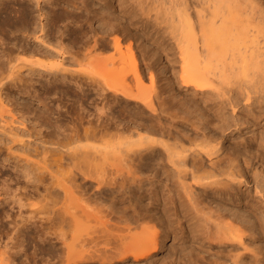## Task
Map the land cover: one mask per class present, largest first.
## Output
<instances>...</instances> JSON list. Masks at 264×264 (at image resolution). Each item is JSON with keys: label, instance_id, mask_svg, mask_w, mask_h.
<instances>
[{"label": "rangeland", "instance_id": "rangeland-1", "mask_svg": "<svg viewBox=\"0 0 264 264\" xmlns=\"http://www.w3.org/2000/svg\"><path fill=\"white\" fill-rule=\"evenodd\" d=\"M73 1L75 7L81 5V2L85 3L87 10L90 12V16L93 15L91 11H95L93 17L104 16V21L110 19L115 27L121 29L120 32H116L117 35L115 33L114 35L120 40V48L122 49L121 51L124 52L123 54H126L125 52L128 47L132 49L134 61L138 73L141 76L140 91H138V93L142 96H146V100L150 99L154 92L157 91L162 93L165 107L178 105L181 109L184 108V110L185 107H190V110H195L196 108L193 112L191 110L190 113L185 112L182 114L185 118L172 119L169 117V114L161 113V119L159 120L156 116V112H151L141 101L133 97L121 93L116 94V98L112 97V95V98L107 95V99L112 101L113 105H115V109L123 112V116H121L129 128L125 131H120L119 137L115 138V141H117L116 146L125 147L123 141L135 139L138 130L143 132L141 134L159 139L160 136L158 134L140 130V127L144 125L149 126V128H151V126L155 128L163 127V130H166L165 132H171L173 136L176 135L178 138H183V144L187 147H194L192 146L193 144L190 145L187 140L188 138L197 136L198 141H200V137H202L201 133H207L213 136V139L211 138L210 142H208L204 148L213 149L214 153L211 155L203 154V161L207 164L209 158L212 160L226 158L230 152L231 154L233 153L232 160L238 163L244 172L245 181L242 180V182H237L233 180L229 182L228 186L230 187L232 195L224 200L218 198L216 195L205 196L199 189L201 187L200 185L190 182L195 194L198 192L201 193L198 197L197 206L201 213L198 214L197 217L198 229L197 231H191L192 233L187 232L184 228L180 233L176 228L172 229L171 235L164 240L163 248L153 257V260L171 256L170 259L173 264L181 262L182 259L179 257L178 253L175 255L173 252L175 250L174 248L180 247L179 242H181L180 236L182 235L183 245L181 247L191 251L192 264H227L229 263V253H240L245 264H264V68H262L264 64L261 65L262 62L260 61L261 64L259 65H261V67L254 66L255 68L252 69L251 67H247L245 72L240 71V73L237 72V70L235 72L233 71L234 74L232 71V74L230 71V74L226 71L225 75L221 76V79L205 73L206 70L202 67H199L202 69H200L199 72L197 71L198 75H195L197 74L195 71L197 64L195 65L191 59V64L189 63L186 69L182 71L177 52H174V49L167 50L165 53L155 52L154 45H159V43L155 44L145 36L144 25L138 22V15L130 17L123 12L124 10L131 9L130 7L133 6L134 2H140V4L143 5L144 3L153 2V0H109L111 4L110 9L102 6L103 1L99 0ZM157 1L159 0H155L154 2L156 3ZM165 1L167 2L169 0ZM185 4L189 6L188 10L192 13L191 15L195 21L200 20L202 15L206 12L203 9L205 5L202 0H185ZM261 4L264 6V0H261ZM73 7H71V9ZM68 8L70 9V6H68ZM32 15L31 18L38 22L39 17L35 6L33 7ZM82 15L84 16L85 14ZM1 20L2 19H0V21ZM255 20L258 21L257 23L259 24V20ZM2 25L1 21L0 264H6L8 260H5L6 255L4 257V253H9L8 250L10 249L13 250L14 247H16V243L14 244V242L18 240L17 244H19L20 241L17 238V234H15L17 240L13 236L14 233H12V230L14 227L24 230L23 240L25 237L26 239L21 246L22 253L24 250V253L26 252L28 254L34 251V249H36L37 251L35 250V252L38 253L39 249L37 244H35L38 242L37 234L42 235L41 231L46 232V229L49 231H47L46 234L43 232V235L47 237L46 239L49 238L48 242L51 244L55 243V246L60 252L65 248L62 246L61 240L57 238L59 233L60 235L62 234L65 242L69 244L71 248L74 246L72 248L73 250L79 248V241L82 238L81 233L84 234L85 232L80 231L87 227L86 224H84L87 220L85 215L81 212L65 213V210L68 208V211H74V206L76 204H82L83 201L81 200H83L82 198H85V196H81L79 190L72 187L71 195H67L66 197V195L61 192L57 200L54 198V200H56L54 201L53 197H51L48 192L52 189H58L59 186H57V184L60 180H55L59 181L56 184L54 178L51 180L49 174L44 173L45 178H42V182L27 181L23 172L31 170V172L34 173L37 170L30 167L22 169L21 167L24 162H19V160L26 157L29 158L32 163L33 161L34 163L40 162L43 147H48L49 151L46 152V156L51 158L56 157L60 151H72V148L76 145L83 147L97 146V144H99L98 142L86 139L82 136V128L87 126V122H85L87 118H94L99 112L96 110L101 98L97 93L99 86L98 81L101 82L105 80V82L109 84H117L120 81L121 68L125 65L121 62V59L119 60L117 54L113 55L116 59L110 57V52H101L98 54L96 52L94 54L92 53L93 55H84L82 51L62 54L58 51L59 46L57 42H61L62 45L70 43L65 40L66 37L65 39L64 36L59 37V33L54 31V35L52 34L51 37L48 38L43 37L42 32H37L36 35H39V38L34 39V37L22 36L18 34V32L14 33L15 36L14 34L3 35L4 25ZM94 25H96V23H94ZM261 26V24L258 26L263 30V33H261L262 35L258 34L259 43L262 40L259 39L260 35L261 38L264 35V27ZM53 27L54 26L51 27L52 30ZM9 28L13 30L12 25L9 26ZM261 42H263L261 43L263 45L264 41ZM259 43L257 46L264 48V45L261 47ZM22 46L33 48L35 51L33 53L20 52ZM139 48L144 49L146 54L145 52H140ZM259 51L260 53L262 51V54L264 53V50L259 49ZM95 54L98 56L95 57ZM158 55L161 56L159 57ZM125 57L128 58V53ZM126 58V66L124 68H126L128 64ZM262 58H257L256 60ZM102 60L104 61L102 62ZM111 60H113V63ZM115 61L116 63H114ZM33 62L40 63V66H38V64H33ZM11 64L18 65L19 69H17V72L14 73L12 78L10 77L11 79H9V77L4 79L7 74L5 71L8 70L7 68ZM101 64L104 67L101 66ZM119 65L121 67H119ZM128 66L131 65L128 64ZM109 70L110 72L107 73L106 71ZM131 74L133 75V73L129 71L127 74V81ZM73 78L83 84L81 88L84 91H82L80 87L77 89L75 84H73ZM194 78H200L206 82L208 78L212 79L213 81L210 84H206L203 89L207 91L213 87L216 91H212L220 93L219 96L214 93V95L199 93L194 90L192 85L185 84V80ZM2 82H4L3 85H1ZM103 93H105V91ZM246 93L250 96L247 100L244 98ZM229 97L232 101H236L234 108L227 103V98ZM86 114L88 117H85ZM194 115H196L198 119L202 118L200 120L201 123L196 122L198 125L194 122L185 120L187 118L197 121L194 119ZM198 115L202 117L200 118ZM136 121L140 122L142 126H139V123L136 125ZM74 133H77L78 138L76 141L72 142L69 135ZM57 137L59 140L61 139V144H66L67 142L68 145L62 146L60 144L58 146L57 143L55 144ZM118 142L120 144H118ZM196 143H198L197 140ZM212 146L214 147L212 148ZM68 147L71 149L66 150ZM86 149L88 148H85V150ZM89 151L93 150L89 149ZM91 155L92 153L90 157ZM68 160V158H65L64 161L70 166ZM64 161L62 160L61 162ZM64 165L66 166V164ZM91 165L92 162H90L89 166ZM67 167L63 168L66 169ZM49 168L52 171L57 170L54 164L50 165ZM7 177H9V180H4L7 179ZM81 181L83 182L82 178H78L75 183L79 184ZM254 182L257 183L256 186L259 192H256L254 189ZM63 183L67 184V182ZM34 185L38 186L37 192H28L30 191L29 188ZM4 186H6V191L3 192L2 188ZM44 187H47V190L44 189ZM215 187H219V185L212 184L209 186V188ZM155 188H157V194L155 196L156 203H151V200L147 197L143 198V202L148 203V206L152 207V209L153 207L160 208L161 203L166 200L161 185L157 184ZM173 190L174 192H176V190L181 192L183 197L181 201L184 208L188 213H194L181 188L174 184ZM59 191H61L60 188ZM73 195L76 198L72 197ZM14 198H20V206L12 204ZM157 203H159V205H157ZM93 206H95V204L91 202L87 209L91 208L90 210H92ZM251 210H254V214L260 218L262 228L259 231L248 228H254L255 225V217L250 213ZM2 211L6 213L3 214L1 213ZM47 218H49V220ZM72 218L73 221L75 220L74 222ZM92 218L91 216V222H88L89 225L91 224V227H93L92 224H97V220L95 222ZM80 223L83 226H81ZM40 224L42 226H40ZM78 225L82 230H80V228L75 229ZM57 226L59 227L58 230ZM34 227L40 230L38 229L34 232V230H36ZM228 227L241 232V243L234 241L236 246L226 251L225 247L220 244V240L217 236ZM143 229H147V231H158L160 230V225L152 221L146 223ZM21 231L18 232V234L21 233ZM72 232H74V234L77 233L79 236L75 234L77 236L74 238L75 241L71 239L75 237L73 236L74 234L72 236L70 235ZM192 234H196L197 238H192ZM11 236L12 238H10ZM5 242L7 245H5ZM74 243L77 244V247H75L76 245ZM200 243L204 246L211 244V246L207 249L205 247H200ZM34 245L37 247L35 248ZM7 246L8 248L10 247V249H8ZM41 251L43 252V250ZM22 253L20 258L23 259ZM38 256H40V254ZM17 260H15V262ZM27 261H25L26 264L42 263L39 259H36L35 262H33L34 260ZM58 263L61 264V261ZM7 264L10 263L8 262Z\"/></svg>", "mask_w": 264, "mask_h": 264}, {"label": "bare ground", "instance_id": "bare-ground-1", "mask_svg": "<svg viewBox=\"0 0 264 264\" xmlns=\"http://www.w3.org/2000/svg\"><path fill=\"white\" fill-rule=\"evenodd\" d=\"M99 1H103L102 6L110 9L111 4L109 0ZM154 1L144 3L143 5L140 2H134L133 6L130 7L131 9L124 10L123 12L130 17L138 15V22L144 25L146 34L144 35L151 42L153 41L155 44L159 43V45H154L155 52L165 53L167 50L174 49V52L176 51L179 56L182 71L186 69L191 59L195 65L197 64L195 67L197 74L195 75H198L199 70L203 68L206 70L205 73L221 79V76L225 75L226 71L229 74L231 71L235 72L236 70L240 73V71L245 72L247 67H251L252 69L255 68L254 66L261 67L264 64V53L262 54V51L261 53L259 51V49L264 50V48L257 46L259 43L258 34L263 33V30L258 26L261 24V27H264V6H262L261 0H202L206 6L203 9L206 12L204 15L201 14L202 18L200 20L197 19L198 21L193 19L192 13L188 10L189 6L186 5L187 2L185 4V0H169L167 1L168 3L165 0H163L165 2L159 0L156 3ZM73 2V0H0V19H2L1 21L4 25L2 34H14L18 32L22 36L38 39L39 35H36L37 32H42L43 37L46 38L51 37L52 34L54 35V32H57L59 33V37L64 36V39L66 37L65 40L71 44L62 45L61 42H57L59 46L58 51L62 54L77 53L79 51H82L84 55H91L96 52L97 54L110 52V57L116 59L113 55L117 54L119 60L121 59V62L126 66L125 58L127 56L125 57V55L128 53V58H130H126V61L131 66L127 64V67L124 68L125 66L122 64L124 67L121 68V74L119 73L121 75L120 81L117 84H109L105 80L101 81L104 83L102 84L98 81L97 93L101 98L96 110L99 112L94 118H87L85 121L87 122V126L82 128V136L98 142L97 146L94 144V146L90 147L76 145L72 148V151H60L56 157L51 158L46 156V152L49 151L48 147H43L40 162L34 163L33 161L32 163L26 157L19 160V162H24L21 167L22 169L30 167L37 170L34 173L31 170L23 172L27 181L42 182V178H45L44 173H48L51 180H53L52 178H54V181L60 180V182L55 181V183L59 182L57 186H59L61 191L58 188L49 190L48 192L53 197V200L54 198L57 200L61 192L66 197L67 195H71L72 187L78 189L81 196H85L81 200L84 204H76L75 208H72L74 210L72 212L68 211V208L65 210V213L81 212L87 220L84 223L87 226L84 230L79 225L75 227V229L80 228L82 230H79L80 232L85 231L84 234H79L82 236L79 241L80 244L78 242L79 248L73 250L74 246L71 248L65 242L62 234L60 235L59 233L60 236L57 235V238L61 240V244L65 248V251L62 250L60 252L55 243L51 244L48 242L49 238L46 239L47 237L43 235L44 231H41L44 237L41 234H37L38 242L35 243L38 246L39 252L36 253V249H34V251L28 254L24 253V250L22 253L21 246L26 239L25 237L23 240L24 230L13 226V236L15 237V234H17L18 237H16L20 241L17 244L18 240L15 237L17 240L14 242V244L16 243V247L11 250L7 246L10 250H8L9 253L4 251L6 252V254L4 253L6 259H4L8 260L7 263L9 262L10 264H21L27 260H34L33 262H35L36 259H39L43 264H59L58 262L60 261L61 264H173L170 259L171 256L153 260V257L163 248L164 240L171 235L172 229L176 228L179 233L183 228L189 233L197 231V217L198 214H201L197 206L198 197L201 193H204L205 196L216 195L222 200L228 199L232 195L228 186L229 182L233 180L237 182L245 181L244 172L242 171V167L232 160L233 153L231 154L230 152L226 158L217 160L209 158L207 164L203 161V154L211 155L214 153L213 149L204 148L211 138L213 139V136L207 133H201L202 137H200V141H198L197 136L188 138V142L190 145L193 144L192 146L194 147H187L183 144V138H178L176 135L173 136L171 132H165L166 130H163V127L155 128L151 126L149 128V126H142L140 122L136 121V125L139 123V126H142L140 130L158 134L160 136L159 139L141 134L143 132L138 130L135 139L122 140L125 147H117L115 138L119 137L120 131L122 132L129 128L122 117L123 112L115 109V105H113L111 100L107 99V95L110 97L112 95V97L116 98V94L121 93L133 97L141 101L151 112H156L159 120L161 119V113L169 114V117L172 119L185 118L182 114L185 112L190 113L192 109L190 110V107H185L184 110V108L181 109L178 105L165 107L164 97L162 93L157 91L147 100L146 96L138 93L140 91L141 76L138 73L131 47L126 49V54H123L124 52L121 51L120 40L116 37V32H120L121 29L115 27L110 19L104 21V16L93 17L95 11H91L93 15L90 16L85 3L81 2V5L75 7ZM33 5L38 13V22L31 18L33 16ZM68 6H70V9ZM71 7L75 9H71ZM82 14L86 16L84 15V17ZM255 19L259 20V24ZM11 25L13 26V30L9 28ZM52 26H54L53 30L51 29ZM261 35L259 39L264 41V35L262 38ZM261 41L259 45L263 43ZM263 45L261 44V47ZM34 51L35 49L33 48L22 46L20 52L33 53ZM139 51L146 54V51L142 48H139ZM96 56L98 55L95 54ZM257 58L262 59L256 60ZM128 60H131L130 63ZM111 61L113 63V60ZM33 64L40 66V63L33 62ZM101 66L103 65L101 64ZM119 67L121 66L119 65ZM7 69L4 79H7L6 77L11 79L19 67L18 65L11 64ZM129 71L133 75H129L130 78L128 77L129 80L127 81ZM106 72L108 73L110 70ZM212 81L210 78H208L207 82L200 78H194L185 80L184 82L186 85H192L194 90L199 93L216 94L219 96L220 93L212 91H216L213 87H210L211 91L203 89L206 84H210ZM73 84H75L77 89L83 86V84L74 80V78ZM81 90L84 91L82 88ZM104 91L105 93H103ZM244 98L247 100L250 96L246 93ZM227 103L232 108L236 105V101H232L230 97L227 98ZM1 104L2 100L0 99ZM196 115H194V119L197 121L187 118L185 120L194 122L195 124H197L196 122L201 123L202 116L198 115L201 118L198 119ZM69 138L74 142L78 138V135L77 133L70 134ZM60 140L57 137L56 142L54 141L55 144L57 143L59 146L61 144ZM196 140L198 143H196ZM66 144L61 145L65 146ZM118 144L120 143L118 142ZM85 148L88 149L85 150ZM68 149L70 150L71 148L68 147L66 150ZM89 149L93 151H89ZM89 152L90 154L92 153L91 157ZM65 158L69 159L70 166L64 161ZM62 160L65 163L61 162ZM90 162H92L91 166H89ZM52 164L57 167V170L52 171L49 168ZM62 166L64 168L68 167L64 169ZM78 178H82L83 182L81 181V183L76 184L75 182ZM4 180H9V177ZM63 182H67V184ZM190 182L200 185L199 189L201 193L195 194ZM157 184L161 185L166 200L161 203L160 208L153 207L152 209V207L148 206V203L143 202V198L147 197L151 200V203H156L157 188L155 187H157ZM174 184L181 188L194 213L190 214L184 208L181 201V198H183L182 194L178 190L174 192ZM212 184H217L219 187L209 188ZM256 185L257 183L254 182V189L256 192H259ZM44 189L47 190V187H44ZM29 190L28 192L30 193H36L38 186L34 185ZM2 191H6V186L2 188ZM72 197L75 196L73 195ZM91 202L95 204L92 210H90L91 208L87 209ZM12 204L20 206V198H14ZM1 213L4 214L6 212L2 211ZM250 213L255 217V225L254 228H248L259 231L262 228L260 218L254 214V210H251ZM91 216L95 222L97 220V224H92L93 227L90 226L91 224H88ZM47 219L49 220V218ZM152 221L160 225V230L147 231V229H143L146 223ZM40 226L42 225L40 224ZM81 226L83 225L81 224ZM58 228L57 226V230ZM38 229L36 228L34 232ZM20 231L21 233L19 234L21 235L18 234ZM45 231L44 234L49 230L46 229ZM73 234L74 232L70 235L72 236ZM75 234L73 235L75 237L71 239L78 236V234L77 236ZM182 237L181 235L180 247L174 248L173 252L175 255L178 253L182 259L177 264H192L191 251L181 247L183 245ZM192 238H197L196 234H192ZM217 238L220 240V244L225 247V250L229 251L236 246L234 241L241 243V232L228 227ZM75 245L77 247V244ZM210 246L211 244L204 246L200 243V247L208 249ZM21 253L23 259L20 258ZM39 254L40 256H38ZM15 260L17 261L15 262ZM228 261L229 263L227 264H245L240 253H229Z\"/></svg>", "mask_w": 264, "mask_h": 264}]
</instances>
